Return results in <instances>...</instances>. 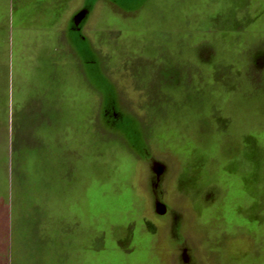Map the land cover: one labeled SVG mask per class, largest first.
<instances>
[{"label": "rangeland", "instance_id": "rangeland-1", "mask_svg": "<svg viewBox=\"0 0 264 264\" xmlns=\"http://www.w3.org/2000/svg\"><path fill=\"white\" fill-rule=\"evenodd\" d=\"M0 248L264 264V0H0Z\"/></svg>", "mask_w": 264, "mask_h": 264}, {"label": "crops", "instance_id": "crops-1", "mask_svg": "<svg viewBox=\"0 0 264 264\" xmlns=\"http://www.w3.org/2000/svg\"><path fill=\"white\" fill-rule=\"evenodd\" d=\"M29 13V12H28ZM26 13V14H28ZM33 12H31L32 14ZM14 14V13H12ZM12 248L8 251L7 248H0V264H8V261L10 258H8V255H11Z\"/></svg>", "mask_w": 264, "mask_h": 264}]
</instances>
